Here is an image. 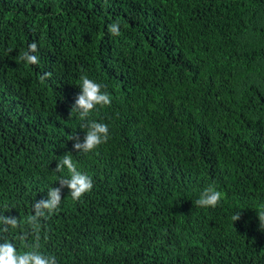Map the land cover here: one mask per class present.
<instances>
[{
  "label": "trees",
  "instance_id": "16d2710c",
  "mask_svg": "<svg viewBox=\"0 0 264 264\" xmlns=\"http://www.w3.org/2000/svg\"><path fill=\"white\" fill-rule=\"evenodd\" d=\"M84 75L112 102L82 120ZM88 121L109 139L78 152ZM65 154L93 188L64 187L37 234ZM209 187L220 203L195 205ZM261 211L264 0H0V216L20 224L0 243L58 264H264Z\"/></svg>",
  "mask_w": 264,
  "mask_h": 264
},
{
  "label": "clouds",
  "instance_id": "9594fccd",
  "mask_svg": "<svg viewBox=\"0 0 264 264\" xmlns=\"http://www.w3.org/2000/svg\"><path fill=\"white\" fill-rule=\"evenodd\" d=\"M109 32L117 36L120 34V24L115 22L108 25ZM37 51L35 42L29 45V51L25 52L21 57L27 64L35 65L39 63L37 55H33ZM51 76V73H45L40 77L43 81L46 77ZM81 92L78 94L75 103L71 109L79 112L82 120L89 117L97 105L105 106L111 104V98L107 92L102 91V85L90 79L87 75L81 77L79 84ZM82 129L86 130V135L83 141H80L78 135H73L71 139L75 140L73 147L78 152L89 153L96 150L100 145L106 143L109 139V129L104 123L96 121H88L81 124ZM67 168L70 177L61 178L59 181L60 187H52L48 190L46 199L37 200L33 205L34 215L28 217V224L32 230L39 233L40 225L38 219L47 213H52L57 210L62 199V189L67 187L70 189V195L73 200H80L86 193L93 188V180L85 173L78 171L76 164L73 162L72 156L65 154L63 159L56 166L57 172H63ZM222 198V193L212 187L206 188L199 199L194 203L199 207H216ZM260 227L264 229V211L258 212ZM241 218V213H237L232 217L234 221ZM0 221L5 225H10L12 228L20 226L16 217L0 216ZM7 231V228H5ZM0 264H58L54 256H46L43 253L32 250L18 253L16 247L11 242L0 243Z\"/></svg>",
  "mask_w": 264,
  "mask_h": 264
}]
</instances>
